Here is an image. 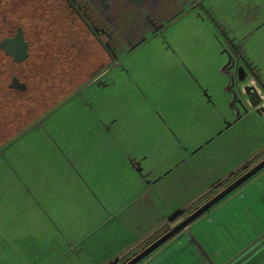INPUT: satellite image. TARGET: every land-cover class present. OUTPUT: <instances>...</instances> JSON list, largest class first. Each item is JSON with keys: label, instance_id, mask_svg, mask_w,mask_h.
<instances>
[{"label": "crops", "instance_id": "obj_1", "mask_svg": "<svg viewBox=\"0 0 264 264\" xmlns=\"http://www.w3.org/2000/svg\"><path fill=\"white\" fill-rule=\"evenodd\" d=\"M125 1L151 36L0 148V264L121 259L264 157L234 59L264 81V0H202L237 54L193 0ZM146 52L165 74L136 73ZM136 264H264V168Z\"/></svg>", "mask_w": 264, "mask_h": 264}, {"label": "rangeland", "instance_id": "obj_2", "mask_svg": "<svg viewBox=\"0 0 264 264\" xmlns=\"http://www.w3.org/2000/svg\"><path fill=\"white\" fill-rule=\"evenodd\" d=\"M117 1L119 13H123L118 17L110 13V11L113 13L116 11L112 6L116 0H88V8L98 18L107 16V31L114 30L109 33L112 37L111 41L117 40L119 37L121 41L126 42L122 45L126 48L146 41L152 34V24L157 21V14L145 15V18L144 15L134 10L132 2ZM165 20L162 17L159 23H166ZM41 31L40 40L43 45L34 43L33 53L26 63L5 62L0 53V148L8 138L15 136L21 128H24L33 116L50 107L46 106L50 103L42 102L43 98H52L51 95H53L54 102L61 101L74 87L83 84L99 66L104 70L110 61V55H106L99 48L94 38L78 20L70 31L66 25L65 27L61 26L57 32L58 38L55 39V36L47 32L45 27ZM44 39L49 40L44 43ZM148 53H143L135 60L137 65L134 66V70L137 71L136 73L152 72L153 75L159 73L158 76L165 74L168 70L165 65L161 63L157 66V63H151L147 59ZM11 71L16 72L25 81L26 91L15 92L7 89L6 84ZM112 72L115 73V68L111 69L110 73ZM148 85L145 82L143 86L148 87Z\"/></svg>", "mask_w": 264, "mask_h": 264}, {"label": "flooded vegetation", "instance_id": "obj_3", "mask_svg": "<svg viewBox=\"0 0 264 264\" xmlns=\"http://www.w3.org/2000/svg\"><path fill=\"white\" fill-rule=\"evenodd\" d=\"M76 20L85 27L87 32L94 38L99 48H101L106 55L109 54L110 58H113L116 53L124 47L122 45L126 42L124 40L121 41L119 37L117 40L111 41L112 37L107 31V16L105 15V18H103V16H101V18L96 17L88 8V0H83V2H81V0H0L1 56L5 62L9 61L11 64L26 63L31 53H33L32 49L34 43H39L41 46L43 45V42L40 40V34L44 27L47 32L55 36V39L58 38L57 32H59L61 26L65 27L66 25L68 31H70ZM18 34H21L22 40L26 42L27 54L24 58L15 60L14 57L5 50V47L8 45L6 40L12 39ZM48 40L49 39H44V43L48 42ZM69 40L68 37V42ZM104 70L99 66L94 74L98 73V75H101ZM21 83H24L23 88H21ZM6 87L8 90L15 92H24L27 90L25 81L14 71L10 72ZM74 89L75 87L64 99L58 102L53 101V95H51L52 98H43L42 102L45 104L50 103L46 105L50 107L44 109L40 114L33 116V118L30 119L31 121L24 128H21L15 136L8 138L7 141L16 137L28 127L40 122L55 106L65 100Z\"/></svg>", "mask_w": 264, "mask_h": 264}, {"label": "water", "instance_id": "obj_4", "mask_svg": "<svg viewBox=\"0 0 264 264\" xmlns=\"http://www.w3.org/2000/svg\"><path fill=\"white\" fill-rule=\"evenodd\" d=\"M194 4H196L203 13L212 21L217 31L220 33L222 38L226 41L229 47L232 49L233 54H237V45L233 42V39L227 35L226 30L222 27L214 18L209 9L205 6L202 0H193ZM8 42L7 47H5L7 52L14 57L15 60H20L24 58L27 54L26 52V42L22 40L21 34H18L12 39L6 40ZM18 54V55H17ZM240 63V64H239ZM236 66V77L238 81H240L241 85L239 86L240 94L244 97L242 102L245 104H249L250 106H255L257 110L264 111V81H261L259 76L255 73L253 67L244 59L241 55L237 54L235 58ZM244 69L247 70L248 73L244 72ZM250 79L254 80L255 85L249 83ZM99 84H105L102 81L98 82ZM239 83V84H240ZM24 87V83H21V88ZM261 92V93H259ZM262 97H261V95ZM264 168V157L259 159L257 162L252 164L238 176L233 178L230 182H228L221 189L216 191L190 212H188L180 221H178L173 226L167 228L158 236H156L153 240L148 242L146 245L141 247L138 251L134 252L127 259H125L120 264H136L156 248H158L161 244L166 242L169 238H171L174 234L180 231L182 228L187 226L191 221L197 218L199 215L208 210L211 206L221 200L224 196L250 178L252 175L257 173L260 169Z\"/></svg>", "mask_w": 264, "mask_h": 264}, {"label": "trees", "instance_id": "obj_5", "mask_svg": "<svg viewBox=\"0 0 264 264\" xmlns=\"http://www.w3.org/2000/svg\"><path fill=\"white\" fill-rule=\"evenodd\" d=\"M250 166V164L243 166L239 171H237L235 174L231 175V177H229V179H227L223 184H226L228 182H230L233 178H235L238 174H240L241 172H243L244 170H246L248 167ZM216 190H213L210 194H208L207 196H205L199 203H197L196 205L179 211L177 214H175L173 217L170 218L169 222H168V227L173 226L174 224H176L178 221H180L188 212H190L192 209H194L196 206H198L200 203H202L204 200H206L208 197H210ZM152 239H149L148 241H146L141 247H143L144 245H146L148 242H150ZM140 247V248H141ZM139 248V249H140ZM133 254V253H132ZM125 255L124 257H122L121 259H117L115 261H113L110 264H120L121 262H123L125 259H127L130 255Z\"/></svg>", "mask_w": 264, "mask_h": 264}, {"label": "built area", "instance_id": "obj_6", "mask_svg": "<svg viewBox=\"0 0 264 264\" xmlns=\"http://www.w3.org/2000/svg\"><path fill=\"white\" fill-rule=\"evenodd\" d=\"M236 58V56L234 57V59ZM249 83H251V84H253V85H255V83H254V80L253 79H250V81H249ZM259 93H261V92H259ZM261 95V94H260ZM261 97H262V95H261ZM261 105H264V104H261ZM116 260V259H115ZM115 260H112V261H110V262H108L107 264H110V263H112L113 261H115Z\"/></svg>", "mask_w": 264, "mask_h": 264}, {"label": "bare ground", "instance_id": "obj_7", "mask_svg": "<svg viewBox=\"0 0 264 264\" xmlns=\"http://www.w3.org/2000/svg\"><path fill=\"white\" fill-rule=\"evenodd\" d=\"M238 170V169H237Z\"/></svg>", "mask_w": 264, "mask_h": 264}]
</instances>
